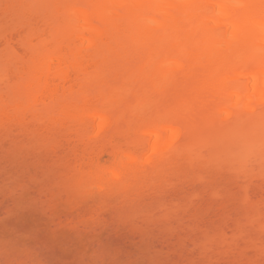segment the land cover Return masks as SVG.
<instances>
[{"label":"bare ground","instance_id":"bare-ground-1","mask_svg":"<svg viewBox=\"0 0 264 264\" xmlns=\"http://www.w3.org/2000/svg\"><path fill=\"white\" fill-rule=\"evenodd\" d=\"M0 134L62 153L45 157L54 183L33 201L82 191L66 211L141 181L153 194L184 166L209 171L202 186L221 175L263 184L264 0H0ZM237 136L256 152L246 168L225 153ZM258 223L248 228L264 235Z\"/></svg>","mask_w":264,"mask_h":264},{"label":"rangeland","instance_id":"rangeland-1","mask_svg":"<svg viewBox=\"0 0 264 264\" xmlns=\"http://www.w3.org/2000/svg\"><path fill=\"white\" fill-rule=\"evenodd\" d=\"M26 138L5 143L4 134H0V264H264L263 231L259 234L250 229L254 225L257 229L258 221L264 223V183L258 181L246 189L244 178L237 183L234 175L231 179L221 175L202 186L200 178L209 171L184 166L158 178L156 189L159 186L163 191L165 185H172L170 193H147L143 189L147 182L141 181L120 198L91 201L78 210L66 211L67 203L81 198L82 191L57 195L46 202L41 199L44 203L33 201L53 186L49 184L54 183V176L45 174L54 172L50 169L56 162L53 160L62 153L56 156L49 151L50 143L38 144V140ZM40 147L49 148V152ZM42 156L47 163L39 159ZM45 157H53V162ZM43 163L48 168L45 173ZM250 171L248 178L257 177V169ZM180 186L188 189L181 192ZM247 192L255 194H248L250 202L244 203L252 206L251 211L240 202ZM226 200L233 205L222 204ZM222 207L228 210L221 212ZM255 208L259 212H253ZM245 212L253 218L246 219ZM241 220L246 224H235L241 229L234 227ZM233 227L239 230L235 232ZM234 234L238 239L230 240ZM259 236H263L260 241ZM252 239L255 244L251 247Z\"/></svg>","mask_w":264,"mask_h":264},{"label":"clouds","instance_id":"clouds-1","mask_svg":"<svg viewBox=\"0 0 264 264\" xmlns=\"http://www.w3.org/2000/svg\"><path fill=\"white\" fill-rule=\"evenodd\" d=\"M225 153L229 161L238 168H246L256 159L253 145L243 136H237L226 144Z\"/></svg>","mask_w":264,"mask_h":264}]
</instances>
